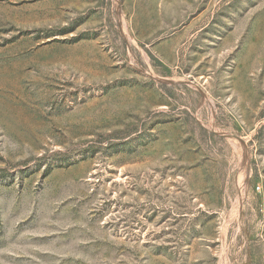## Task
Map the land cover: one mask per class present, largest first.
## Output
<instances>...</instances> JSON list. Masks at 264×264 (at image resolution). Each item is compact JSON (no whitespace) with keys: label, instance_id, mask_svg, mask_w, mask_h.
Here are the masks:
<instances>
[{"label":"rangeland","instance_id":"374dc122","mask_svg":"<svg viewBox=\"0 0 264 264\" xmlns=\"http://www.w3.org/2000/svg\"><path fill=\"white\" fill-rule=\"evenodd\" d=\"M0 264H264V0H0Z\"/></svg>","mask_w":264,"mask_h":264},{"label":"built area","instance_id":"2783aa9c","mask_svg":"<svg viewBox=\"0 0 264 264\" xmlns=\"http://www.w3.org/2000/svg\"><path fill=\"white\" fill-rule=\"evenodd\" d=\"M257 188H258V190H261L262 189L260 186H258Z\"/></svg>","mask_w":264,"mask_h":264}]
</instances>
